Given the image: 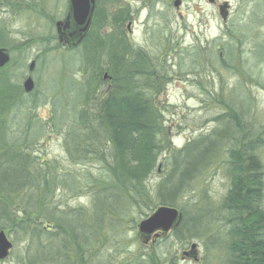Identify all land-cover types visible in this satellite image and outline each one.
Wrapping results in <instances>:
<instances>
[{
	"label": "rangeland",
	"instance_id": "rangeland-1",
	"mask_svg": "<svg viewBox=\"0 0 264 264\" xmlns=\"http://www.w3.org/2000/svg\"><path fill=\"white\" fill-rule=\"evenodd\" d=\"M174 2H118L129 9L124 26L128 42L146 53L155 78L163 84L157 97L173 148L217 130L228 109L223 102L232 103L230 100H239L233 102L237 112L241 104H250L248 120L259 130L263 128L264 0H183L179 9ZM224 2L231 5L226 22L219 13ZM102 7L107 13L118 11V6L110 8L107 1ZM66 12L67 0H0V28L5 33L2 37L0 31V46L12 54L10 64L2 70L4 80L0 77V115L8 125V132L0 129V137L7 136L8 142H27L29 148L24 147L23 153L33 160L28 165L13 160L0 176L9 178L13 190H22L25 183L34 185V178L43 173L40 169L46 168L53 171L51 177L59 175L57 180L62 183H53L44 201L35 196L40 191L34 187L19 193L17 217L7 222L9 227L0 222L14 245L0 264H42L45 258L43 264L65 263L55 257L64 239L55 236L40 244L35 230L39 223L29 213L43 216L40 213L54 208L64 211L60 213L62 221L76 231L79 240L89 239L88 244L94 245L80 258L70 257L81 264H224V229L220 224L187 243L178 241L173 232L148 244L138 238V223L158 207L156 188L170 169L171 155L167 152L146 181L149 199L139 197V203L133 201L130 206L127 199L108 198L111 213L108 207L95 205L106 166L97 160H72L66 144L70 120L88 89L78 48L68 50L58 42L55 23ZM33 60L35 68L29 72ZM29 75L35 89L25 93L23 82ZM0 145L4 147L5 141ZM225 164L223 155L195 180L177 207L182 211L186 204L193 212L206 204L217 206L230 186ZM205 223L209 224L208 218ZM192 243H197V258L185 256Z\"/></svg>",
	"mask_w": 264,
	"mask_h": 264
},
{
	"label": "trees",
	"instance_id": "trees-1",
	"mask_svg": "<svg viewBox=\"0 0 264 264\" xmlns=\"http://www.w3.org/2000/svg\"><path fill=\"white\" fill-rule=\"evenodd\" d=\"M104 1L110 3V8L118 6V11L107 13L102 7ZM119 1L97 0L92 29L78 48L82 70L88 75L84 85L88 89L82 102L76 106L75 117L70 120L66 134L72 160H97L106 166V177L99 182L95 205L108 207L106 210L111 213L108 198L127 199L130 206L133 201L139 203V197L145 201L149 199L146 181L156 172L160 157L167 152L171 155L170 169L156 188V199L158 205L177 207L180 200L186 198L185 194L193 189L195 180L225 155V170L230 177L227 194L215 207L206 204L191 212L185 204L183 220L173 234L178 241L187 243L220 224L224 229V264H264V127L259 130L248 120L250 104L249 107L241 104L237 112L234 103L239 100H230L234 103L223 102L228 109L217 130L200 134L181 148H173L162 104L157 97L163 84L155 78L154 70L146 61L149 58L128 42L124 26L129 18V9L118 4ZM4 35L3 32L1 36ZM106 72L109 80L104 79ZM1 74L2 71L0 77ZM3 118L0 115V129L7 130L8 125ZM235 128L239 132H235ZM7 139L5 135L0 137V143L5 141L4 147L0 145V175L4 166L13 160L21 165L33 161L23 153L24 147L29 148L27 142H16V139L8 142ZM42 170L43 173L36 174L38 179L34 178V185L25 183L22 190H13L9 178L0 176L2 224L9 227L7 222L17 217L20 210L15 202L21 198L19 193L34 187L40 191L35 196H41L44 201L52 184L60 183L57 180L61 179L59 175L53 178V171L41 168L40 172ZM28 212L26 208L25 213L36 216L40 225L36 224L38 228L35 229L40 235V244L55 236L64 239L55 253V257L62 258L64 264H81L79 259L72 261L70 257L80 258L81 254L94 247L88 244L89 239L79 240L76 231L62 221L60 213L64 211L59 208L40 213L44 217ZM80 218L83 219L82 212ZM206 218L209 219L208 225ZM202 228L203 232L200 231ZM44 238L47 240L42 242Z\"/></svg>",
	"mask_w": 264,
	"mask_h": 264
},
{
	"label": "water",
	"instance_id": "water-1",
	"mask_svg": "<svg viewBox=\"0 0 264 264\" xmlns=\"http://www.w3.org/2000/svg\"><path fill=\"white\" fill-rule=\"evenodd\" d=\"M214 2L215 0H210ZM182 0H175L174 5L178 8ZM96 8V0H68V12L63 20L56 23L59 41L71 48L78 46L87 36ZM229 4L225 2L220 5V14L224 20L228 18ZM11 59L8 48L0 47V68L6 66ZM35 61L30 65V70L34 69ZM108 74H106V78ZM35 82L29 76L24 82V89L30 92L34 89ZM183 218L182 212L172 206L161 205L147 218L141 220L138 224V236L147 244L152 236L158 237L160 233L166 235L171 230L176 229ZM13 244L8 239L4 230H0V259L6 258ZM197 244L191 246L190 253L194 258H197Z\"/></svg>",
	"mask_w": 264,
	"mask_h": 264
}]
</instances>
